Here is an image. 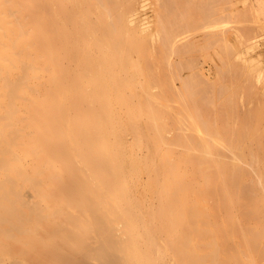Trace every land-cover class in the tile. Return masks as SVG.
Here are the masks:
<instances>
[{
	"label": "rangeland",
	"instance_id": "374dc122",
	"mask_svg": "<svg viewBox=\"0 0 264 264\" xmlns=\"http://www.w3.org/2000/svg\"><path fill=\"white\" fill-rule=\"evenodd\" d=\"M50 1L69 41L80 46L81 57L75 61L71 50L65 93L57 92L54 77L55 110L61 106L68 114L83 113L85 154L66 147L64 169L52 165L45 171L17 146L15 128L8 130L6 140L3 125H9L11 117L0 110V263L11 253L5 251V242L28 238V232L18 228L23 224H37L33 233L44 224H79V232L91 231L88 240L92 229L101 225L97 177L113 175L117 163L125 162L135 168L129 172L131 180L163 264H264V241L261 254L248 257L241 240L243 224H222L226 239L209 229L214 224H200L204 240L179 244L162 239L149 213L150 183L161 180L155 165L183 159V120L189 128L187 160L199 162L198 206L212 201L209 189L217 182H227L232 195L239 185L242 192L248 185L247 195L264 197V0ZM80 84L82 96L75 92ZM102 121L108 128L105 156ZM210 129L217 138L207 132ZM205 147L221 151L210 148L222 156L217 163L219 181L215 174H202L212 162ZM82 247L79 242L76 248ZM91 252L98 264L108 263L101 250ZM153 257L154 264H160L157 253Z\"/></svg>",
	"mask_w": 264,
	"mask_h": 264
},
{
	"label": "bare ground",
	"instance_id": "6f19581e",
	"mask_svg": "<svg viewBox=\"0 0 264 264\" xmlns=\"http://www.w3.org/2000/svg\"><path fill=\"white\" fill-rule=\"evenodd\" d=\"M60 1L66 3L67 0ZM52 4L50 0H0V110L11 117L9 125H3V134L8 140V130L15 128L17 146L22 152H29V156L38 160L39 165L44 166L47 172L52 165H56L58 170L64 169L66 159L62 158V154L66 147L82 156L86 146L83 113L76 111L68 114L61 106L55 110L52 95L54 77L56 76L57 92L62 94L67 79L65 67L71 50L75 51V61H81V57L80 46L71 44L65 24L59 23L53 15ZM83 91L81 84L76 85L75 92L78 95L82 96ZM185 111L182 114L184 119ZM184 121L181 122L180 132L183 159L170 166L158 162L155 172L161 180L154 179L150 183L153 195L149 213L162 239L164 237V240L179 244L204 240L205 233L199 232L197 228L200 224H214L209 229L226 239L229 238L228 233L223 230L222 224H243L241 240L248 257H253V253L261 254L259 246L264 241V197L257 196L256 193L247 195L246 184L243 192L239 185L236 194L232 195L231 186L227 182H217L218 186L213 187L211 184L209 189L214 197L212 201L198 206L195 168L199 162L187 160L189 128L184 126ZM107 129L102 121L99 131L104 156ZM213 130L221 135L220 130L217 133V127ZM194 132L196 134L195 129ZM207 132L210 133L211 129ZM202 133L197 137L203 139V136L200 137ZM210 134L217 138L216 134ZM209 141L212 142L211 139ZM149 144L154 145V141L149 140ZM208 148L217 150L215 147L206 148L205 154L212 162L201 169L202 174H215V181H219L217 163L221 161L219 159L222 156L218 155L221 151L218 149L220 152L216 154ZM70 154L68 150L67 155ZM117 164L119 169H115L113 175L101 173L97 177L100 186L98 193L101 200L98 206L101 225L92 229L94 232L91 239L87 240L91 231H78L79 224H44V227H38L34 233L31 229L37 224H23L18 228L28 232V238L5 242V251L9 250L11 253L0 264H98L91 250H101L107 264H154L155 253L160 264H163L162 253L154 246L144 204L137 186H133L131 180L130 173H134L135 168L132 163ZM109 165L107 162V166ZM190 165L191 172L188 170ZM193 170L194 175L191 177ZM126 173L129 175L125 176ZM111 204L114 207H110ZM114 220L117 222L114 223ZM79 242L83 245L81 249L76 248ZM179 251L182 253L183 248L177 247V252ZM188 251L193 253L192 249Z\"/></svg>",
	"mask_w": 264,
	"mask_h": 264
}]
</instances>
